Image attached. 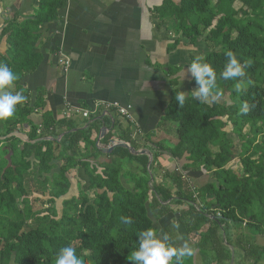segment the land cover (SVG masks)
Wrapping results in <instances>:
<instances>
[{
    "label": "trees",
    "instance_id": "obj_1",
    "mask_svg": "<svg viewBox=\"0 0 264 264\" xmlns=\"http://www.w3.org/2000/svg\"><path fill=\"white\" fill-rule=\"evenodd\" d=\"M235 2L241 8L235 9ZM64 5L65 0H39L32 17L21 23L12 18L1 32L7 50L0 54V64L18 77L9 92H22L26 100L15 106L14 119L0 120V136L14 131V125L27 123V137L35 142L15 137L0 141V264H55L59 249L69 245L86 264H133L128 258L138 248V233L155 229L154 220L174 212L171 204L187 207L175 212L176 219L187 233L198 235L199 251H211L220 264L229 262L230 251H223L219 237L221 226L224 231L228 223L243 224L264 234V0H165L153 8L155 15L170 21L176 35L192 45L200 38L215 48L203 56L190 54L189 66L197 57L211 64L218 78V89L211 94L222 97L228 93L231 103H208L186 95L181 108L174 100L179 91L173 89L161 121L176 125L175 144L165 148L161 141L151 142L158 152L151 150L150 164L146 155H133L120 146L103 153L102 149L115 142L107 132L96 144L102 118L75 131H71L76 126L70 120H54L49 113L42 114L40 127L30 120L34 109L43 107L42 96L37 94L30 106L21 80L41 63L39 27L56 20ZM179 42L176 38L168 49ZM229 50L241 63L247 62L245 75L223 80L220 72L228 62L225 53ZM238 81H243L239 94L234 88ZM189 85L198 87L194 78ZM245 103L247 112L242 111ZM228 123L242 141L238 173L227 167L233 156L232 142L224 130ZM245 127L248 131L243 133ZM149 140L150 136L144 139ZM126 141L139 149L134 140ZM159 152L176 161L174 169L167 170L159 162ZM54 169L51 178H44L50 186L49 202L68 192L72 169L83 172L86 188L94 190L93 199L80 180L77 196L63 201L59 216L55 209L44 216L33 213L25 203L26 179L31 173L49 175ZM124 172L130 177V187L120 180ZM202 174L208 179L194 187L189 178ZM18 199H24L21 208ZM125 216L133 223L125 225L121 219ZM241 243L238 246L245 256L255 249L264 251V245L248 242L244 247Z\"/></svg>",
    "mask_w": 264,
    "mask_h": 264
},
{
    "label": "crops",
    "instance_id": "obj_2",
    "mask_svg": "<svg viewBox=\"0 0 264 264\" xmlns=\"http://www.w3.org/2000/svg\"><path fill=\"white\" fill-rule=\"evenodd\" d=\"M164 1L65 0L57 19L39 27L41 63L21 80L30 106L37 94L42 96L43 107L34 109L30 120L39 127L44 113H49L54 120H62L65 105L70 104L89 111L88 118L76 114L69 119L75 129L85 127L92 119L102 118L104 123L100 124L98 134L108 132L109 140L127 143L131 138L125 131L126 125L118 120L113 109H105L103 105L117 103L128 106L137 123L140 134L131 140L138 150L157 153V145L155 148L150 141L145 142V136L166 131L173 124L161 121L171 91L176 88L185 92L183 87H190L193 77L187 72L189 56H202L207 50H203L205 44L201 39L190 44L173 32L167 18L155 15L153 8ZM38 2L0 0V54L7 50L5 37L1 36L6 22L14 18L21 23L32 17ZM176 38L180 39L178 45L168 49ZM65 62H68L66 68ZM109 115L116 119L114 124ZM14 118L13 113L10 119ZM14 129L27 136L30 126L14 125ZM157 139L165 141V137ZM168 155L161 152L157 158L167 170H172L177 163ZM75 170L80 180L86 181L83 172Z\"/></svg>",
    "mask_w": 264,
    "mask_h": 264
},
{
    "label": "rangeland",
    "instance_id": "obj_3",
    "mask_svg": "<svg viewBox=\"0 0 264 264\" xmlns=\"http://www.w3.org/2000/svg\"><path fill=\"white\" fill-rule=\"evenodd\" d=\"M235 9L241 8V4L239 2L234 3ZM200 39V38H199ZM203 50L207 49L205 53L209 52L212 49L215 48H209L205 45V47H202ZM205 48V49H204ZM203 53L202 56L205 54ZM185 89V95H192L193 89L191 86L183 87ZM182 88V90H183ZM206 102L211 103L213 101H217L218 103H225L230 104L231 100L229 99L228 93H225L222 97H216L210 94L207 98L204 99ZM176 125L172 124L168 128H166V131H160L157 133H153L147 136H150V142H157L159 141L158 138L165 137V141H163V144L165 145V148L171 147L175 144V133H174V127ZM159 130V129H158ZM224 130L227 133V137L232 142V160L228 163L227 167L233 169L236 173L239 172V159L238 154L240 152L241 148V138L237 134H234L232 126L228 123ZM248 131V128L245 127L243 130V133H246ZM146 138V136H145ZM258 140L261 139L260 136L257 137ZM167 146V147H166ZM213 151L216 150V148H212ZM155 151V150H154ZM154 153L153 151H151ZM167 154V153H165ZM169 156V155H168ZM134 169L133 171H135ZM57 169H54L49 175H37L35 173H31L28 175L26 182H25V188L27 190V201L25 202L26 205L30 206L31 211L33 213H37L40 216L47 215L48 213H51L52 209H55L57 211L58 216L61 214V210L63 208V201L67 200L73 196H77L79 189H80V175L78 174L77 170L72 169L70 170V188L68 192L63 195L60 198L55 199L54 202H49V190L50 186L49 184H45L44 178H51V174L53 172H56ZM158 171V170H157ZM159 175L161 174L160 171ZM158 175V173H157ZM209 176L207 175H200L198 177H191L189 178V182L193 183L192 185L194 187H198L203 182H205L208 179ZM120 180L125 184L126 187H130L132 185V182L130 180V177L124 172L121 173ZM191 180V181H190ZM85 186H83V190L86 191L88 197L90 199H93L94 196V190H88L86 188V181L84 182ZM24 199H18L19 207L21 208L23 206ZM170 208L174 210L173 213L170 215L160 219V220H154V228L157 231L158 236L169 234L171 241L173 243V246H180L184 244L185 242L187 245L192 249V255L190 257H186L183 261V264H220L219 261L216 259L214 253L205 252L204 249H199L196 247L197 241H198V235L195 233H187L177 222L178 215L175 213L178 210H186V206L182 205H170ZM35 219L30 220V224L34 225ZM179 225L178 227H173V225ZM1 227V224H0ZM168 232H166V231ZM263 233H264V225L262 227ZM225 231V233H224ZM223 227H220L219 237L220 241L223 247V251L227 253L230 251V261L225 262L223 264H254V260H256L257 255H260V259H257V262L255 264H264V251L261 252L258 249L253 250L252 254L249 256H245V252L243 249L238 246V242H242L241 244L246 247L248 245V242L254 245H264V234L257 232L255 229L251 227H245V225H234L232 223H228L226 225V229ZM228 239L229 244H232V247L226 243L225 239ZM230 244V245H231ZM259 260V261H258Z\"/></svg>",
    "mask_w": 264,
    "mask_h": 264
},
{
    "label": "clouds",
    "instance_id": "obj_4",
    "mask_svg": "<svg viewBox=\"0 0 264 264\" xmlns=\"http://www.w3.org/2000/svg\"><path fill=\"white\" fill-rule=\"evenodd\" d=\"M228 62L224 69L220 72V78L223 80L236 79L245 75L247 62L241 63L238 57L232 52L225 53ZM187 72L195 79L198 88L192 91L195 99L204 100L214 89H218L217 73L211 64L201 62V58L197 57L187 69ZM18 77L6 65L0 64V120H6L13 116L15 106L22 104L26 97L22 92L12 94L4 92V89L12 87L13 82ZM235 91L239 94L243 89V81H238L234 85ZM175 102L179 107H183L186 101L184 91L175 93ZM243 112L248 111V105L245 103ZM125 225L133 223L131 217H122ZM178 227V225H173ZM192 255V249L185 242L180 246H173L169 235H159L153 228H147L138 233V248L131 252L128 258L133 264H183L186 257ZM175 258V259H173ZM55 264H86L85 260L78 256L76 249L72 246H65L59 249Z\"/></svg>",
    "mask_w": 264,
    "mask_h": 264
},
{
    "label": "built area",
    "instance_id": "obj_5",
    "mask_svg": "<svg viewBox=\"0 0 264 264\" xmlns=\"http://www.w3.org/2000/svg\"><path fill=\"white\" fill-rule=\"evenodd\" d=\"M67 66H68V62H65L64 68H66ZM103 105H104L105 109H113L114 110V112L117 114L118 120L121 123H124L126 125L127 128L125 127V131H128L131 139H135V137L140 134V132L137 128L138 127L137 123H136L134 117L132 116V114L129 110L130 108L128 106L122 107V106L118 105L117 103L103 104ZM64 109L65 110H64L63 116H64V119H66V120L73 118L76 114H80L83 118L89 117V111L71 106L70 104H66ZM109 117L114 124L115 120H116L115 118H113L114 116L109 115Z\"/></svg>",
    "mask_w": 264,
    "mask_h": 264
},
{
    "label": "water",
    "instance_id": "obj_6",
    "mask_svg": "<svg viewBox=\"0 0 264 264\" xmlns=\"http://www.w3.org/2000/svg\"><path fill=\"white\" fill-rule=\"evenodd\" d=\"M8 90L4 89V92H7ZM106 129L105 127L102 128V130ZM77 129H72L71 131H75ZM100 135L98 134L97 140H96V144L98 143L99 139H100ZM63 134H61L59 137H62ZM9 137H15L18 138L19 140H21L22 142H31L34 143L35 141H30L28 139V137L26 136V134L18 129H15L14 131L10 132L9 134H7L6 136H0V141H4V139L9 138ZM115 146H120L122 148L127 149L131 154L133 155H146L148 158V163L150 164L152 161V154H151V150L148 149H142V150H136L135 148H133L131 145H129L126 142H116L115 144H112L110 146H108L106 149H102L103 153H109L112 151V149ZM150 180H152V176L150 177Z\"/></svg>",
    "mask_w": 264,
    "mask_h": 264
},
{
    "label": "flooded vegetation",
    "instance_id": "obj_7",
    "mask_svg": "<svg viewBox=\"0 0 264 264\" xmlns=\"http://www.w3.org/2000/svg\"><path fill=\"white\" fill-rule=\"evenodd\" d=\"M1 142H3V141H1Z\"/></svg>",
    "mask_w": 264,
    "mask_h": 264
}]
</instances>
